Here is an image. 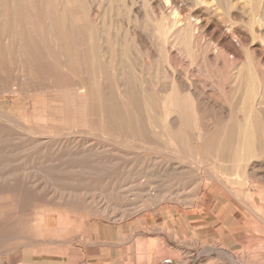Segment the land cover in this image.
I'll list each match as a JSON object with an SVG mask.
<instances>
[{"label": "rangeland", "instance_id": "obj_1", "mask_svg": "<svg viewBox=\"0 0 264 264\" xmlns=\"http://www.w3.org/2000/svg\"><path fill=\"white\" fill-rule=\"evenodd\" d=\"M2 1L3 0H0V6L3 4ZM26 1L27 0L23 1L25 6L23 5L24 3L21 7L19 4L17 12L21 14L20 19L25 21L22 22V25L28 27L25 33L29 34L31 32V27L36 26V28H39L37 26L42 16H39L37 20L35 17L37 15H31L32 12L29 14L27 12L28 9H26L29 6V1ZM32 1V4H35L34 7L37 6L34 8L35 10L33 9V13H38V7L41 5L38 0ZM81 1L83 2V9L86 8L83 10L85 12H83L85 18L83 19L80 8L78 10L74 9V16L82 19V21L81 19L79 20V24L85 27L98 26L106 28V31L110 32L112 36V41H115L114 35L117 34L119 41L124 39L127 43L132 44L126 55L120 53L118 57L122 59L124 70L127 75L126 77L135 81L137 84L136 87L139 86L142 89L143 95L150 97L154 103L152 111H149L150 114L152 113V118L147 124L148 129L151 130V134H147L145 137L143 134L142 138L138 139L137 142V139H133L135 140L133 141L130 137L121 138L118 136H116V138H113V136L110 137L111 140L109 141L105 139V137L109 136H105V134L103 136V134H100L99 130H95L96 127L100 126L97 122L91 124L95 134L82 133L74 131V129L65 128L66 118L64 117L65 115L61 103L65 98H69L73 104L74 101L76 103L77 88L72 85L73 79L69 75L56 74L53 71L52 73L49 72L46 74L42 69L40 70L43 74H41V71H35L32 75H28L26 72H21L18 66H14L7 61L2 63V60H0V111L3 110L4 112L10 113L7 116H0V202L3 203L0 205L3 207L6 205V209L0 206V210L4 209L7 211V213L3 215V218H1L3 221L0 222V263L7 262L8 260H16L24 246L37 245L40 248H49L51 251H57V247L62 240L63 243L70 240L72 242L74 241V228L82 226L87 220L98 218L121 222L120 225L125 226L128 240L131 241L129 244H132V251L127 255L124 261L125 264H148L147 258L151 257L142 255L141 252L144 251L143 244L149 246L157 242V228L162 227V225H174L176 219H180L183 216L198 218L200 217L199 215L211 207H213V211H218L221 206L225 204L229 210L228 212L233 211L237 217L236 219H238L235 220L232 225L238 228L237 237L240 238V243L237 242L236 244L228 246L230 248L228 250L220 242H217L218 246L227 251H264V157H254L248 161L247 167L250 172L249 175L241 176L232 173L231 175L229 174L230 177L228 174L222 173L219 169L213 168L211 163L204 165V163L201 164L193 157L195 155L194 151L196 150L195 142L197 141L195 138L198 137L199 139L198 131L206 128V130H209H207L204 136L205 143L215 144L217 146V142H222L226 149V153L237 160L236 156H234L235 151H233L234 153L232 152V148L238 147V143L236 142L237 135L235 134L236 130L234 129H237L236 126L239 122H243L242 98L244 99V96L241 98L243 91H238V87L234 84L232 79L234 74L242 67L241 65L244 64L242 69L247 67L243 70L244 74H248V69L250 72L252 68L253 81L255 83L257 82V84L259 82L261 83V86L259 88L257 87V90L261 92L260 89L264 88V23L261 21L264 19L262 18L264 17V0H205L212 9L210 13L205 10L206 6L203 4L204 10L201 5L198 6L201 10L197 8L199 0ZM35 2H37L38 5H36ZM93 3L96 5L99 4V6L93 5ZM6 5L9 7L8 5H10V2L6 3ZM22 6L24 8H22ZM104 9L106 10L104 11ZM26 12L29 17L24 15ZM207 13L209 15H207ZM216 13L218 14L216 15ZM130 15L131 17H129ZM29 18L31 19L29 20ZM89 18L91 20L93 19L92 22ZM157 20L168 25L171 29H175L172 23L177 20L178 28L182 30L190 29L192 34H190L191 38L187 44L189 50H186L182 45L170 46L166 41H159V38L154 34L155 29L151 28V26L155 27L158 22ZM29 23H33L34 26ZM68 23L66 27H69L70 34H72L68 41L71 45H75V43L78 45L80 52L78 56H84L82 52L83 47L86 45V40L83 42L84 39L81 37L80 31L77 30V27L81 26L74 22L71 23V27L70 23L69 25ZM93 23L94 25H92ZM16 24L19 27V22H15L14 19L9 25L15 27L17 26ZM192 28H194L193 31ZM33 33L34 32H31L32 37L36 41L35 43L33 39V43L34 45L36 44L35 47H38L42 43L41 40L39 41L41 38L35 33L34 36ZM150 33L153 34V36ZM140 34L142 35L140 36ZM37 35L38 37L36 38ZM229 35L231 37H229ZM76 36L79 40L76 39ZM194 37L199 38L195 39ZM147 40L150 41L148 42ZM197 41L203 43H198ZM96 43L98 42L96 41ZM157 45L159 47H157ZM247 45H249V49ZM110 46L114 48L111 44ZM227 46H229V48ZM221 47L228 49L230 54L233 52V54H231V59H234L235 63L224 65L220 60H216L214 53ZM120 49L121 48H119V51ZM200 49L203 51H200ZM185 51L187 52L185 53ZM235 51H237V54ZM72 52L74 56V46H72ZM251 52L252 55L250 54ZM155 55L157 57H155ZM238 55L241 57L239 58ZM75 56L78 57L77 55ZM251 56L253 58H251ZM212 58L213 60H211ZM252 65L256 66V70ZM174 71H177L179 75L181 74V77L184 76V78H181V80H183L182 86L179 84V80L173 82ZM187 72L189 77L187 76ZM154 73L156 75H154ZM183 73L185 75H183ZM36 74H41L42 77ZM110 74L111 77L108 80V87L113 89L112 86L116 78H114L113 71H110ZM149 75H151V77ZM147 83L148 85L146 86ZM39 85L40 87H38ZM46 86L47 89H45ZM66 86H68V88ZM168 86L169 88H167ZM174 86L180 89L179 95L181 99L185 100L188 96L185 102L188 100V110L190 111V116H188L186 122H184V126L189 135H185L183 145H179L180 147L178 145L173 146L167 144L162 135V127L167 123L161 116V113H163L161 103L163 97L170 94ZM49 88L53 89L48 90ZM164 89L166 90L163 92ZM216 91H220V94H216ZM193 92H195L194 95ZM206 92L209 93V95L206 94ZM211 95H213L214 98H212L213 96ZM200 96L201 98H198ZM195 97H197V100ZM238 97H240V101ZM259 97V95L255 96L257 99ZM215 99L217 104L216 102L213 103ZM254 103L255 101L248 107V110L252 111L251 115L254 114V116L252 115L255 120L254 123H258L257 125L264 131V104L258 103L256 107L257 103H255V105ZM196 104L197 108L195 107ZM197 112L200 116L196 117V115H198ZM233 115H235V117H233ZM81 116L83 118L86 117L83 113H81ZM171 117L174 116L172 115ZM196 118H198V120H196ZM44 119H46L47 122ZM10 121L11 123H9ZM43 121H45V123ZM230 121L231 125H229ZM208 122H210L211 125ZM203 124L204 126L200 127V125ZM24 125L28 128H31V126L33 128L27 129ZM58 125L60 128H64L65 131L60 130L59 133H62H60L59 139L47 143L49 144L47 146L48 150L41 145L44 140H40L38 137L39 135L35 134V132L38 128L44 126L59 127ZM259 126H257V129H259ZM195 128L197 131H195ZM72 131H74V133H71ZM153 132L154 134L152 135ZM21 133L24 136H21ZM63 133H66L67 136ZM84 133L85 135L90 134V136H85ZM33 136L35 138L37 137L36 139L39 142L35 143L36 140ZM63 136L67 137L66 139L68 140ZM226 136L227 139H222ZM258 136V139L260 138L262 140L257 141L264 143V132L262 135L263 137L261 135ZM18 137L20 138L19 141ZM61 138H63V140ZM127 138L131 140L128 141L129 143L125 140ZM97 140L98 143L96 142ZM139 140L144 141V143ZM224 140H226V142ZM148 141L149 143H146ZM151 141L153 142L151 143ZM84 142H86V144H84ZM30 143L31 145L29 147ZM99 143L111 146L104 147V150H102L97 148ZM225 143L230 147L227 145L225 146ZM80 144L94 146L89 156L83 157L82 154L74 155V148H79ZM128 145L134 147L130 148ZM7 146L8 149H6ZM55 148H57V150ZM114 148H118V151L114 150ZM184 148H187V150ZM48 154L50 156H48ZM80 160H87V162L83 163ZM106 160H108V162H106ZM205 168L210 169L213 173L216 170L215 175H217L219 180H223L224 184H219L221 182H216V179L207 178H204L205 180L200 182L198 180L199 174H201V171H204ZM198 172L200 173L197 174ZM227 176L231 180H228ZM13 213L15 216H13ZM55 222L57 228L63 225L62 229L60 228L61 230L58 232H47L44 226H47L48 223L52 225ZM118 225L119 223H116V227H118ZM180 244L181 243L175 241L171 242L168 251H182Z\"/></svg>", "mask_w": 264, "mask_h": 264}, {"label": "bare ground", "instance_id": "obj_2", "mask_svg": "<svg viewBox=\"0 0 264 264\" xmlns=\"http://www.w3.org/2000/svg\"><path fill=\"white\" fill-rule=\"evenodd\" d=\"M10 2V5H8L9 7H7L6 3ZM23 1L25 0H3V4H1L2 6H0V60H2V63L4 61L9 62L10 64L14 65V66H18V68L21 70V72H26L28 75H32L33 73H35V71L39 72L41 71L40 69L43 70L44 73L48 74L49 72L52 73V71L56 74H66L69 75L73 80H72V85L73 87L77 88V99H76V103L74 101V104L72 101H70V99H66L63 100V102L61 103L62 109L64 111V117L66 118L65 120V128L68 129H74V131H79V132H85V133H90V134H95L93 127L91 126V124L93 122H97L98 124H100L99 127H96L95 130H99L100 134H105V136H109V137H105L106 140H111L110 137L113 136V138L116 136L118 137H130L133 139H137L136 142L138 141V139L142 138L143 134L144 137L147 136V134H151V130L148 129V123L149 120L152 118V113L150 114L149 111H152V108L154 106L153 101L151 100L150 97H147V95H143L142 93V89L135 83V81H133L132 79H129V77H126V73L124 70V65L122 63V59H119V54L121 53L122 55H126L128 53L129 48L132 46L131 43H127L126 40H122L119 41V38H117V34H113L114 35V40L112 41V36L110 35V32L106 31V28H101V27H85L82 26L81 24H79V20L81 18L74 16V9L78 10L79 8L81 9V13H82V17L83 19L85 18V12L83 10V2L81 0H38L40 5L38 7V13H33L34 12V8H36L37 6L34 7L35 4H32L33 1L32 0H27L29 1V6L27 3L28 8V13L30 14L32 12L31 15H37L35 16L36 19L39 18V16H42V18L40 17L39 19V25L36 28L35 27H31L30 31L34 32L35 34H38L40 36L41 39H39V41L41 40V45L38 47H35L36 44L34 45L33 43V37L31 32L29 34L25 33V30H27L26 28L28 27H24L22 25V22L24 20L20 19L21 14H18V8H19V4L20 7L21 5L24 3ZM26 1V2H27ZM37 1V2H38ZM87 1V0H86ZM92 1V0H91ZM117 1V0H116ZM125 1V0H124ZM166 1V0H165ZM209 1V0H207ZM205 0H199L197 5V8H199L198 6H202L205 5V10L210 13V11L212 12V9L210 8V6L208 5V2ZM36 3V5H38V3ZM101 2V1H100ZM109 2V0H108ZM107 2V4H108ZM115 2V1H114ZM123 2V1H122ZM168 2V1H167ZM197 2V1H195ZM212 2V1H211ZM5 3V4H4ZM104 3V2H103ZM90 4V3H89ZM116 4V2H115ZM124 4V3H123ZM149 4V3H148ZM213 4V3H212ZM25 6V3L23 4ZM86 5V4H85ZM93 5H96L93 3ZM99 6V4H97ZM96 5V6H97ZM110 5V4H109ZM114 5V4H113ZM126 5V4H125ZM124 5V6H125ZM171 5V4H169ZM168 5V6H169ZM26 6V7H27ZM102 6V5H101ZM107 6V5H106ZM117 6V5H116ZM123 6V5H122ZM149 6V5H148ZM172 6V5H171ZM170 6V7H171ZM213 6V5H212ZM89 7V6H88ZM105 7V6H104ZM115 7V6H114ZM121 7V6H120ZM126 7V6H125ZM152 7V6H151ZM169 7V8H170ZM22 8H24L22 6ZM91 8V6H90ZM94 8V7H93ZM98 8V7H96ZM101 8V7H99ZM127 8V7H126ZM196 8V9H197ZM204 7L202 6V9ZM215 8V7H214ZM25 9V10H26ZM34 9V10H33ZM115 9V8H114ZM119 9V7H118ZM124 9V8H123ZM162 9V8H161ZM177 9V8H176ZM201 10V8H199ZM22 10V9H21ZM33 10V11H32ZM106 9H104L105 11ZM117 10V8H116ZM167 10V9H166ZM175 10V9H174ZM204 10V9H203ZM202 10V11H203ZM24 11V10H23ZM88 11V10H87ZM86 11V12H87ZM90 11V9H89ZM88 11V12H89ZM92 11V10H91ZM158 11V10H157ZM24 13V15L28 16L27 13ZM84 12V13H83ZM103 12V11H102ZM109 12V11H108ZM113 12V11H112ZM163 12V11H162ZM80 13V14H81ZM118 13V12H116ZM156 13V12H155ZM180 13V12H179ZM207 13V15H209ZM214 13V12H213ZM219 13V12H218ZM216 13V15L218 14ZM39 14V15H38ZM90 14V13H89ZM88 14V15H89ZM107 14V13H106ZM115 14V13H114ZM158 14V13H157ZM160 14V13H159ZM177 14H178V10H177ZM202 14V13H201ZM200 14V15H201ZM206 14V13H205ZM228 14V13H227ZM30 15V16H31ZM78 15V14H76ZM165 15V14H164ZM197 15V14H196ZM214 15V14H213ZM236 15V14H235ZM100 16V15H99ZM98 16V18H99ZM119 16V15H118ZM145 16V15H144ZM149 16V15H148ZM160 16V15H159ZM158 16V17H159ZM166 16V15H165ZM206 16V15H204ZM257 16V15H256ZM260 16V15H259ZM258 16V17H259ZM29 17V16H28ZM90 17V15H89ZM131 17V15L129 16ZM135 17V16H134ZM200 17V16H199ZM238 17V16H237ZM261 17V16H260ZM27 18V17H26ZM33 18V17H32ZM76 18V19H74ZM91 18V17H90ZM89 18V20H91ZM264 18V17H262ZM15 22L18 21L19 22V27L18 25L15 27L10 26V22L14 21ZM28 19V18H27ZM31 18H29L30 20ZM35 19V22H36ZM87 19V18H86ZM104 19V18H102ZM176 19V18H175ZM38 20V19H37ZM93 20V19H92ZM91 20V22H92ZM98 20V19H97ZM131 20V19H130ZM148 20V19H147ZM160 20V19H159ZM173 20V19H172ZM27 21V20H26ZM82 21V19H81ZM96 21V20H95ZM101 21V20H100ZM158 21V20H157ZM162 21V19H161ZM165 21V20H164ZM170 21V20H169ZM177 21V20H176ZM172 23V25L174 26L175 29H171V27H168V25L162 23V22H157V24L155 25L154 28V34L159 38V41L161 40L162 42L166 41L170 44V46H184V48L186 50H189L188 47V43H189V39L191 38L192 32L190 31V29L187 30H182L180 28L177 27V22ZM262 23H264V19L261 20ZM25 22V21H24ZM70 23V26L72 27L71 23L76 22V24L80 25L81 27H77V30L80 31L81 37L84 39L83 42H86V45L83 47V55L84 56H78L79 52V48L78 45L75 43V45H71L68 41V39H70L71 35L70 34V29H68L69 27H66L67 23ZM87 22V21H86ZM135 22V21H134ZM173 22V21H172ZM68 23V25H69ZM133 23V22H132ZM190 23V22H189ZM14 24V23H13ZM30 25H32L31 23H29ZM38 24V23H36ZM35 24V25H36ZM75 24V25H76ZM100 24V23H99ZM154 24V23H153ZM85 25V24H83ZM94 25V23L92 24ZM98 25V22H97ZM149 25V24H148ZM171 25V26H172ZM28 26V25H26ZM34 26V24H33ZM104 26V25H102ZM183 26V25H182ZM187 26V23H186ZM194 27V26H193ZM116 28V27H115ZM185 28V27H184ZM112 29V27H111ZM194 28H192L193 31ZM29 30V29H28ZM76 30V31H77ZM120 30V29H119ZM199 30V29H198ZM231 30V29H230ZM115 31V29H114ZM149 31V30H148ZM195 31V30H194ZM19 32V33H18ZM28 32V31H27ZM199 32V31H198ZM231 32V31H230ZM33 33V34H34ZM78 33V32H77ZM76 33V34H77ZM31 34V35H30ZM34 34V36H35ZM75 34V35H76ZM79 34V33H78ZM123 34V33H122ZM151 34V33H150ZM38 35L36 36V38L38 37ZM132 35V34H131ZM135 35V33H134ZM142 34H140L141 36ZM153 36V34H151ZM126 36V35H124ZM136 36V35H135ZM193 36V35H192ZM222 36V35H221ZM234 36V35H233ZM143 37V36H142ZM229 37H231L229 35ZM247 37V36H246ZM73 38V37H72ZM195 38V37H194ZM193 38V39H194ZM199 37H196L195 39H198ZM227 38V36H226ZM241 38V37H240ZM32 39V40H31ZM77 39V36H76ZM194 39V40H195ZM264 39V38H263ZM38 40V39H36ZM79 40V39H77ZM156 40V39H154ZM237 40V39H236ZM239 40V39H238ZM250 40V39H249ZM35 41V39H34ZM38 41V42H39ZM75 41V40H74ZM81 41V40H80ZM96 41L98 43H96ZM134 41V40H133ZM148 41V40H147ZM150 41V40H149ZM148 41V42H149ZM231 41V39H230ZM263 41V40H262ZM73 42V41H72ZM76 42V41H75ZM121 42V43H119ZM193 42V41H191ZM198 42V41H197ZM200 42V41H199ZM198 42V43H199ZM207 42V41H205ZM233 43V41H231ZM237 42V41H236ZM235 42V43H236ZM239 42V41H238ZM244 42V41H243ZM246 42V41H245ZM249 42V41H248ZM33 43V44H32ZM36 43V41H35ZM40 43V42H39ZM38 43V44H39ZM79 43V42H78ZM157 43V41H156ZM203 43V42H200ZM228 44H230L229 42H227ZM110 44L114 47L111 48ZM197 44V43H196ZM217 44V43H215ZM222 44V43H221ZM225 44V43H224ZM223 44V45H224ZM234 44V43H233ZM240 44V43H238ZM154 45V44H153ZM162 45V44H161ZM192 45V44H191ZM202 45V44H201ZM208 45V44H206ZM212 45V44H211ZM232 45V44H230ZM263 45V44H262ZM72 46H74L75 48V53L74 56L72 55ZM144 46V45H143ZM222 46V45H221ZM240 46V45H239ZM248 49H249V45ZM156 47V46H155ZM157 47H159L157 45ZM156 47V48H157ZM166 47V46H165ZM216 47V46H215ZM214 47V49H215ZM223 47V46H222ZM220 48L217 49L215 51V56L217 61H221L222 64L226 65V64H230V63H235L234 59H231L232 56L231 54H233V52L230 54L229 50L226 48ZM225 47V46H224ZM229 48V46H227ZM232 47V46H231ZM238 47V46H237ZM119 48L120 51H119ZM145 48V47H143ZM151 48V47H150ZM162 48V47H161ZM160 48V49H161ZM164 48V47H163ZM168 48V47H167ZM198 48V47H197ZM200 48V46H199ZM203 48V47H202ZM235 48V47H234ZM81 49V47H80ZM135 49V48H134ZM149 49V47H148ZM237 49V48H236ZM245 49V48H244ZM82 50V49H81ZM151 50V49H150ZM180 50V49H179ZM182 50V49H181ZM202 49H200L201 51ZM204 50V48H203ZM202 50V51H203ZM239 50V49H238ZM237 50V51H238ZM263 50V49H262ZM78 51V52H77ZM137 51V50H136ZM145 51V50H144ZM149 51V50H148ZM174 51V50H173ZM237 51L236 54H237ZM176 52V51H175ZM187 51H185L186 53ZM241 52V51H240ZM253 52V51H252ZM252 52L250 53L252 55ZM156 53V51H155ZM208 53V52H207ZM239 54V53H238ZM247 54V53H246ZM245 54V55H246ZM75 55H77L78 57H76ZM88 55V56H85ZM158 55V54H157ZM188 55V53H187ZM205 55V53H204ZM212 55V54H211ZM249 55V53H248ZM136 56V55H135ZM169 56V55H168ZM213 56V55H212ZM99 57V58H97ZM148 57V56H147ZM154 57V56H153ZM155 57H157L155 55ZM162 57V55H161ZM236 57V56H234ZM239 57V55H238ZM241 57V56H240ZM239 57V58H240ZM250 57V56H248ZM247 57V58H248ZM133 58V57H131ZM163 58V57H162ZM202 58V57H201ZM251 58H253L251 56ZM250 58V59H251ZM158 59V58H157ZM213 60V58L211 59ZM248 60V59H247ZM138 61V60H137ZM136 61V62H137ZM168 61V60H167ZM198 61V59H197ZM245 61V60H244ZM253 61V60H252ZM1 62V61H0ZM139 62V61H138ZM158 62V61H157ZM195 62V61H194ZM239 62V61H238ZM245 63V62H244ZM249 63V62H248ZM263 63V62H262ZM132 64V63H131ZM165 64V63H164ZM163 64V65H164ZM246 64V63H245ZM250 64V63H249ZM257 64V63H256ZM133 65V64H132ZM141 65V64H140ZM147 65V64H146ZM150 65V64H149ZM244 65V64H243ZM243 65H241L243 67ZM248 65V64H247ZM177 66V65H176ZM201 66V65H200ZM232 66V65H230ZM253 66V65H252ZM144 67V66H143ZM149 67V66H148ZM234 67V66H233ZM242 67L238 70V72H236L234 74L233 77V82L234 84H236V86L238 87V91H243L241 95L244 96V99L242 98L243 102H242V111H243V122H239L237 124V129L235 128L234 130H236V142L238 143V147H234L232 148V152L235 151V155L236 159L233 156H229L226 153V149L223 145L222 142L219 141V143L217 142V146L215 144H206L205 140H204V136L207 132V129L204 128L203 130H199L198 131V137L195 138L197 139V141L195 142V155L193 157H195L197 159L198 162H200L201 164L204 163H211V166L215 169H219L222 173L224 174H229L231 175L232 173L236 174V175H249L250 172L248 170V161L253 159L254 157H264V143L260 142L262 139H258V135H263V130L260 129V126L257 125L258 123H254V114L251 115L250 110H248V107H250L252 105V103L255 101L256 107L259 104H264V93H263V89H260L261 92H259V90H257V87L259 88L261 86V83L259 82L257 84V82L255 83L254 77H253V73L249 72L248 69V74H244L243 70H245L247 67H245V69H242ZM249 67V66H248ZM256 70V66H253ZM131 68V66H130ZM147 68V67H145ZM213 68V67H212ZM253 68V69H254ZM143 69V68H142ZM170 69V68H169ZM232 69V68H231ZM4 70V69H3ZM164 70V69H163ZM222 70V69H220ZM260 70V69H259ZM34 71V72H33ZM110 71H113L114 74V78H116V81H114V85L112 86L113 89H110L108 87L109 83L108 80L111 77ZM156 71V70H155ZM171 71V70H170ZM184 71V70H183ZM36 72V73H37ZM138 72V71H137ZM147 72V71H146ZM128 73V72H127ZM182 73V72H181ZM212 73V72H211ZM258 73V72H257ZM41 74L42 71H41ZM41 74H36V75H40ZM225 74V73H224ZM147 75V74H146ZM152 75V74H151ZM151 75H149L151 77ZM154 75H156L154 73ZM153 75V76H154ZM183 75H185L183 73ZM257 75V74H256ZM259 75V73H258ZM262 75V74H261ZM62 76V75H61ZM59 76V77H61ZM145 76V75H144ZM167 76V75H166ZM187 76L188 72H187ZM38 77V76H37ZM113 77V76H112ZM143 77V76H142ZM184 78V76H182ZM181 74L179 75V73L177 74V71L173 72V82H175L176 80L180 81V85L183 83L181 80ZM193 77V76H192ZM260 77V76H258ZM36 78V77H35ZM56 78V77H54ZM154 78V77H153ZM66 79V78H64ZM139 79V78H138ZM145 79V78H144ZM151 79V78H150ZM186 79V78H185ZM16 80V79H15ZM22 80V79H21ZM35 80V79H34ZM52 80V79H51ZM63 80V79H62ZM143 80V79H142ZM146 80V79H145ZM172 80V79H171ZM231 80V81H232ZM260 80V79H259ZM27 82H29L28 80H26ZM38 81V80H37ZM47 81V80H46ZM144 81V80H143ZM186 81V80H184ZM17 82V81H16ZM42 82V81H41ZM52 82V81H51ZM137 82V81H136ZM146 82V81H145ZM144 82V83H145ZM148 82V81H147ZM161 82V81H160ZM169 82V81H167ZM227 82V81H226ZM38 83V82H37ZM62 83V82H61ZM66 83V81H65ZM143 83V82H142ZM195 83V82H194ZM23 84V83H21ZM39 84V83H38ZM67 84V83H66ZM174 84V83H173ZM185 84V82H184ZM187 84V83H186ZM41 85V83H40ZM40 85L38 87H40ZM112 85V84H111ZM148 85V83L146 84V86ZM153 85V84H152ZM169 85V84H168ZM172 85V84H171ZM189 85V84H188ZM212 85V84H211ZM214 85V83H213ZM231 85V84H230ZM4 86V85H3ZM144 86V85H143ZM173 86V85H172ZM182 86V85H181ZM216 86V84H215ZM42 87V86H41ZM50 87V86H49ZM52 87V86H51ZM68 88V86H66ZM149 87V86H148ZM160 87V86H159ZM221 87V86H220ZM228 87V86H227ZM226 87V88H227ZM54 88V87H53ZM52 88V89H53ZM161 88V87H160ZM169 88V86L167 87ZM172 88V87H171ZM188 88V86H187ZM192 88V87H190ZM212 88V87H211ZM218 88V87H217ZM222 88V87H221ZM47 89V86L46 88ZM52 89H48V90H52ZM150 89V88H148ZM195 89V88H194ZM225 89V88H224ZM6 90V89H5ZM160 90V89H158ZM166 89L163 90V92ZM184 90V89H183ZM193 90V89H192ZM202 90V88H201ZM213 90V89H211ZM13 91V89H12ZM26 91V90H24ZM34 91V90H33ZM36 91V90H35ZM172 92L170 94H168L167 96L163 97V101H162V110L163 113H161L162 118L165 119L166 121V125L163 126V130H162V135L165 138V142L167 144L173 145V146H179V145H183V140L184 137L187 133V130L184 126V122H186L188 116H190V111L188 110V100L187 102H185V100L180 98V89H178L176 86H174L171 90ZM196 91V90H195ZM203 91V90H202ZM30 92V91H29ZM168 92V91H167ZM170 92V91H169ZM189 92V90H188ZM205 92V91H204ZM208 92V91H207ZM209 95V93H207ZM215 92V91H214ZM217 92V91H216ZM220 92V91H219ZM219 92H217L216 94H218ZM258 92V93H257ZM161 93V91H160ZM195 92H193L194 95ZM200 93V90H199ZM213 93V92H212ZM183 94V92H182ZM187 94V93H186ZM185 94V95H186ZM198 94V93H197ZM196 94V95H197ZM215 94V95H216ZM220 94V93H219ZM155 95V94H154ZM205 95V94H204ZM259 95L260 97L257 99L255 98V96ZM213 96V95H211ZM235 96V95H234ZM160 97V96H159ZM183 98V97H182ZM197 100V97H195ZM198 98H201L198 97ZM211 98V97H210ZM214 98V96L212 97ZM240 97H238L239 99ZM220 99V98H219ZM235 99V98H234ZM199 100V99H198ZM212 100V99H211ZM253 100V102H252ZM210 101V99H209ZM214 101V100H213ZM212 101V102H213ZM220 101V100H219ZM240 101V99H239ZM195 102V101H194ZM216 102V99L213 103ZM238 102V101H237ZM236 102V104H237ZM60 103V102H59ZM196 103V102H195ZM204 103V102H202ZM254 103V105H255ZM200 104V103H199ZM217 104V102H216ZM201 105V104H200ZM239 105V104H238ZM197 106V104L195 105V107ZM211 106V105H210ZM213 106V105H212ZM220 106V105H219ZM237 106V105H236ZM156 107V106H155ZM254 107V106H253ZM251 107V108H253ZM260 107V106H259ZM197 108V107H196ZM199 108V107H198ZM221 108V107H220ZM225 108V107H224ZM235 108V106H234ZM157 109V108H156ZM161 109V108H160ZM200 109V108H199ZM233 109V108H232ZM154 110V109H153ZM159 110V109H158ZM223 110V109H222ZM155 111V110H154ZM199 111V110H198ZM201 111V109H200ZM199 111V113H200ZM227 111V110H226ZM224 111V112H226ZM145 112V114H144ZM223 112V114H224ZM239 112V111H238ZM237 112V113H238ZM81 113H83L84 115H86L85 118H83L81 116ZM157 113V112H156ZM196 113V112H195ZM194 113V114H195ZM199 113L197 112L198 115L200 116ZM231 113V112H230ZM255 113V112H254ZM10 113L8 112H4L3 110L0 111V116H7ZM227 114V113H226ZM174 117H171V116ZM239 115V114H238ZM241 115V114H240ZM239 115V116H240ZM210 116V115H209ZM224 116V115H223ZM229 116V115H228ZM242 116V115H241ZM260 116V115H259ZM202 117V116H201ZM231 117V116H229ZM233 117H235V115H233ZM1 118V117H0ZM5 118V117H4ZM8 118V117H7ZM200 118V117H199ZM206 118V117H205ZM241 118V117H240ZM262 118V117H261ZM264 118V117H263ZM9 119V118H8ZM233 119V118H232ZM231 119V120H232ZM2 120V119H1ZM7 120V119H5ZM46 120V119H44ZM49 120V119H48ZM196 120H198V118H196ZM8 122V121H6ZM45 123V121H43ZM47 122V120H46ZM197 122V121H196ZM11 123V121L9 122ZM17 123V122H16ZM154 123V121H153ZM159 123V122H158ZM193 123V122H192ZM210 124V122H208ZM262 123V122H261ZM15 124V123H14ZM12 124V125H14ZM48 124V123H47ZM97 124V125H98ZM235 124V123H234ZM21 125V124H20ZM164 125V124H163ZM211 125V124H210ZM209 125V126H210ZM229 125H231V121L229 123ZM25 126V125H24ZM53 126V125H51ZM55 126V125H54ZM59 126V125H58ZM158 126V125H157ZM162 126V125H161ZM188 126V125H187ZM204 126L203 125H200ZM257 126H259V129H257ZM26 127V126H25ZM24 127V128H25ZM156 127V125H155ZM153 127V128H155ZM207 127V126H206ZM262 127V125H261ZM18 128V127H17ZM23 128V129H24ZM27 129H31L33 128L31 126V128L26 127ZM213 128V127H212ZM35 129V128H34ZM157 129V128H155ZM188 129V127H187ZM225 129V128H224ZM264 129V128H263ZM65 131L64 128H60L59 127H50V126H44L41 128H38L37 131L35 132V134L39 135L38 137L40 138V140H44L42 142L41 145H43L45 148H47V146L49 144V142L56 141V139H59V131ZM71 131V130H70ZM74 131H72L71 133H74ZM193 131V130H192ZM195 131L196 128H195ZM233 131V130H232ZM1 132V131H0ZM22 132V131H21ZM69 132V131H68ZM156 132V131H155ZM84 133V135H85ZM99 133V132H98ZM192 133V132H190ZM213 133V132H212ZM227 133V132H226ZM262 133V134H261ZM64 134V133H63ZM62 134V135H63ZM68 134V133H67ZM78 134V133H77ZM90 134H86L89 135ZM146 134V135H145ZM154 134V132L152 133V135ZM228 134V133H227ZM19 135V134H18ZM23 134L21 133V136ZM28 135V134H27ZM26 135V136H27ZM66 135V133L64 134ZM70 135V133H69ZM81 135V134H78ZM85 135V136H86ZM97 135V134H96ZM189 135V134H188ZM194 135V133H193ZM197 135V133H196ZM219 135V134H218ZM231 135V134H230ZM10 136V135H8ZM14 136V135H13ZM16 136V135H15ZM24 136V135H23ZM31 136V135H30ZM67 136V135H66ZM215 136V135H214ZM229 136V134H228ZM5 137V136H4ZM29 137V135H28ZM65 137V136H63ZM79 137V136H78ZM94 137V136H92ZM98 137V136H96ZM263 137V136H262ZM33 138L36 140V142H39L34 136ZM67 137H65L66 139ZM75 138V136H74ZM77 138V137H76ZM104 138V137H103ZM149 138V137H148ZM151 138V137H150ZM160 138V137H159ZM229 138V137H228ZM235 138V137H234ZM6 139V138H5ZM19 137H18V141H19ZM27 139V138H25ZM23 139V140H25ZM63 140V138H61ZM87 139V138H86ZM96 139V138H94ZM92 139V140H94ZM129 138L125 139L127 142L131 141L128 140ZM191 139V138H190ZM222 139H227V136L225 138ZM68 140V139H66ZM78 140V139H77ZM124 140V139H123ZM143 140V139H141ZM149 140V139H148ZM153 140V139H151ZM207 140V139H206ZM260 140V141H257ZM264 140V139H263ZM10 141V139H9ZM90 141V140H89ZM116 141V140H115ZM118 141V139H117ZM121 141V140H120ZM119 141V142H120ZM125 141V142H126ZM135 141V140H133ZM140 141V140H139ZM146 141V139H145ZM208 141V140H207ZM226 142V140H224ZM32 142V141H31ZM59 142V141H58ZM76 142V141H75ZM98 143V140L96 141ZM95 142V143H96ZM118 142V143H119ZM143 142L144 141H140ZM138 142V143H140ZM153 141H151L152 143ZM187 142V141H186ZM216 142V141H215ZM229 142V141H228ZM34 143V142H33ZM117 143V144H118ZM124 143V142H123ZM129 143V142H128ZM127 143V144H128ZM137 143V144H138ZM146 143H149L146 142ZM145 143V144H146ZM194 143V142H192ZM212 143V142H211ZM3 144V143H2ZM84 144H86V142H84ZM84 144H80L79 148H74V155H80L82 154L83 157H87L91 154L92 150H93V145H89V146H85ZM121 144V143H120ZM119 144V145H120ZM126 144V145H127ZM131 144H135V143H131ZM186 144V143H185ZM191 144V143H190ZM219 144V145H218ZM31 143L29 144L30 147ZM38 145V144H36ZM52 145V143H51ZM62 145V144H60ZM68 145V144H67ZM71 145V144H70ZM122 145V144H121ZM125 145V144H123ZM130 145V144H129ZM128 145V146H129ZM162 145V144H160ZM159 145V146H160ZM227 144L225 143V146ZM66 146V145H64ZM69 146V145H68ZM111 146V145H109ZM106 146L104 143H99L98 144V149H102L104 150V147H109ZM136 146V145H135ZM194 146V145H193ZM228 146V145H227ZM3 147V146H2ZM51 147V146H49ZM70 147V146H69ZM74 147V146H73ZM125 147V146H124ZM130 147V146H129ZM134 146H131L130 148H132ZM165 147V146H164ZM180 147V146H179ZM192 147V146H191ZM230 147V146H228ZM25 148V147H24ZM159 148V147H158ZM183 148V147H181ZM6 149H8V146L6 147ZM22 149V148H21ZM20 149V150H21ZM48 149V148H47ZM46 149V150H47ZM53 149V148H52ZM57 150V148H55ZM65 149V148H64ZM118 148H114V150H117ZM139 149V148H138ZM146 149V148H145ZM185 149V148H184ZM18 150V151H20ZM49 150V149H48ZM54 150V149H53ZM112 150V151H114ZM156 150V149H155ZM163 150V149H162ZM170 150V149H169ZM187 150V148L185 149ZM229 150V149H228ZM237 150V151H236ZM3 151V150H2ZM42 151V150H40ZM71 151V150H70ZM118 151V150H117ZM173 151V150H172ZM192 151V150H191ZM10 152V151H9ZM56 152V151H54ZM58 152V151H57ZM121 152V151H120ZM168 152V151H167ZM44 153V152H43ZM46 153V152H45ZM110 153V152H109ZM122 153V152H121ZM127 153V152H126ZM229 153V152H228ZM231 153V152H230ZM234 153V152H233ZM34 154V153H33ZM56 154V153H55ZM68 154V153H67ZM106 154V153H105ZM1 155V154H0ZM6 155V154H5ZM11 155V154H10ZM31 155V154H30ZM29 155V156H30ZM47 155V154H46ZM112 155V154H111ZM119 155V154H118ZM183 155V154H182ZM48 156H50L48 154ZM57 156V155H56ZM55 156V158H56ZM65 156V155H63ZM110 156V155H109ZM121 156V155H120ZM142 156V155H141ZM116 157V156H114ZM123 157V156H122ZM186 157V156H185ZM3 158V157H2ZM33 158V157H32ZM43 158V157H42ZM101 158V157H100ZM144 158V157H143ZM110 159V158H109ZM122 159V158H121ZM130 159V158H129ZM105 160V159H104ZM119 160V159H117ZM49 161V160H48ZM56 161V160H53ZM52 161V162H53ZM71 161V160H69ZM83 163H86L87 160H80ZM91 161V160H90ZM103 161V160H102ZM113 161V159H112ZM111 161V162H112ZM180 161V160H179ZM13 162V161H11ZM106 162H108V160H106ZM142 162V161H141ZM96 163V161H95ZM105 163V161H104ZM196 163V162H195ZM57 164V163H56ZM55 164V165H56ZM166 164V163H165ZM199 165V164H198ZM57 166V165H56ZM106 166V165H105ZM77 167V166H76ZM201 167V166H200ZM54 168V167H53ZM52 168V169H53ZM199 168V167H198ZM178 169V168H177ZM54 170V169H53ZM201 170V169H200ZM214 171V170H212ZM8 172V171H7ZM216 172V170H215ZM215 172H211L210 169H206L203 171H201V174H199L200 172H198L197 174H199L198 180L200 182H203L206 178L207 179H216V182H221L219 184H224L223 180H219L217 175H215ZM220 173V172H219ZM136 174V173H135ZM5 176V175H4ZM137 176V175H136ZM227 176L228 180H231L229 177ZM151 177V176H150ZM205 178V179H204ZM226 180V179H225ZM212 181V180H211ZM227 182V180H226ZM104 183V182H103ZM199 184V183H198ZM211 184V183H210ZM200 185V184H199ZM120 187V186H119ZM18 189V188H16ZM112 189V188H111ZM114 189V188H113ZM77 191V190H76ZM7 194V193H6ZM18 195V194H17ZM19 196V195H18ZM22 196V195H20ZM9 197V196H8ZM9 199V198H8ZM17 199V198H15ZM19 199V198H18ZM6 200V199H5ZM18 201V200H17ZM4 202V200H3ZM2 202H0L1 204ZM6 203V202H5ZM3 204V203H2ZM9 205V204H8ZM1 206V205H0ZM3 207V206H1ZM8 207V206H7ZM17 207V206H16ZM6 209V205L5 207H3ZM10 208V207H9ZM15 208V207H14ZM12 208V209H14ZM2 209V208H1ZM11 209V211H12ZM16 211V209H15ZM10 212V211H9ZM14 212V211H13ZM18 212V211H17ZM7 211L2 209L0 210V222L3 221V215L6 214ZM14 214V213H13ZM15 216V214L13 215ZM5 219V217H4ZM6 224V223H5ZM9 224V223H8ZM7 224V225H8ZM10 225V224H9ZM6 226V225H5ZM43 226V225H42ZM4 227V226H3ZM44 227H46L47 232H58L59 230L62 229L63 225L59 228H57L56 226V222L52 225H49V223L47 224V226L45 225ZM1 228V227H0ZM78 228V227H76ZM76 231V229H74ZM173 232V231H172ZM76 234V232H75ZM1 236V235H0ZM28 236V235H27Z\"/></svg>", "mask_w": 264, "mask_h": 264}, {"label": "crops", "instance_id": "obj_3", "mask_svg": "<svg viewBox=\"0 0 264 264\" xmlns=\"http://www.w3.org/2000/svg\"><path fill=\"white\" fill-rule=\"evenodd\" d=\"M228 211L225 204L218 211L207 209L198 218L183 216L174 225H162L156 229L157 242L143 244L141 254L151 257L147 258L148 264H264V251H227L228 246L240 243L238 228L232 225L238 219ZM120 224L90 219L74 228V241L62 240L57 251L24 246L16 260L0 264H125L132 244L125 226ZM173 241L181 243L182 251H168Z\"/></svg>", "mask_w": 264, "mask_h": 264}]
</instances>
